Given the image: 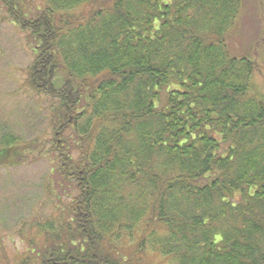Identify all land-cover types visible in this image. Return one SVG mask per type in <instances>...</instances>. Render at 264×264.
<instances>
[{
    "label": "trees",
    "instance_id": "obj_1",
    "mask_svg": "<svg viewBox=\"0 0 264 264\" xmlns=\"http://www.w3.org/2000/svg\"><path fill=\"white\" fill-rule=\"evenodd\" d=\"M0 1L72 184L17 264H264V98L228 41L243 0Z\"/></svg>",
    "mask_w": 264,
    "mask_h": 264
},
{
    "label": "rangeland",
    "instance_id": "obj_2",
    "mask_svg": "<svg viewBox=\"0 0 264 264\" xmlns=\"http://www.w3.org/2000/svg\"><path fill=\"white\" fill-rule=\"evenodd\" d=\"M242 10L239 29L228 41L242 43L233 45V52L250 53L257 64L252 90L264 98V0H243ZM35 57L27 33L11 22L0 1V262L5 264L29 254L19 231L46 222L57 204L68 201L72 187L59 177L58 153L51 152L57 102L25 84ZM7 137L14 143L5 151Z\"/></svg>",
    "mask_w": 264,
    "mask_h": 264
}]
</instances>
